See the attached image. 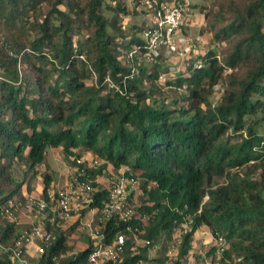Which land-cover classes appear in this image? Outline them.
<instances>
[{
	"label": "trees",
	"instance_id": "1",
	"mask_svg": "<svg viewBox=\"0 0 264 264\" xmlns=\"http://www.w3.org/2000/svg\"><path fill=\"white\" fill-rule=\"evenodd\" d=\"M47 1L0 0V22L9 32L0 45L2 203L25 200L22 182L12 169L15 159L31 169L44 162L51 147L69 154L83 148L118 170L130 168L147 196L137 212L148 214L149 220H110L104 227L109 242L118 233L127 235L119 264L148 260V247L170 238L189 220L193 227L175 264L190 252L202 225L226 240L224 255L230 263L264 264V136L259 133L264 118V0H245L228 25L209 27L217 39L238 40L224 64L211 51L200 58L202 67L192 63L186 73L176 75V83L186 86L187 104L174 107L148 101L149 85L160 77L166 54H149L143 37L127 36L122 21L130 13L127 0H115L114 5L105 0H54L45 18L36 17ZM85 15L91 25L83 24ZM86 27L92 30L85 44L75 46L73 34ZM15 28L29 30L28 42L19 39ZM134 47L138 53L130 63L126 55ZM138 56L151 57L153 68ZM241 65H246L245 73L231 72L221 102L208 105L207 87L222 83L226 68ZM93 76L96 82H87ZM257 160L263 163L261 179L238 170ZM223 175L225 182L210 185ZM44 181L47 194L51 179L46 175ZM108 194L107 189L97 191L94 205L108 201ZM0 220H5L0 225L5 243L21 234L14 220ZM55 232L56 241L38 264H88L91 246L72 256L67 234L58 227ZM135 235L151 243L139 249ZM150 260L162 264L166 257ZM0 264L17 262L1 250Z\"/></svg>",
	"mask_w": 264,
	"mask_h": 264
},
{
	"label": "rangeland",
	"instance_id": "2",
	"mask_svg": "<svg viewBox=\"0 0 264 264\" xmlns=\"http://www.w3.org/2000/svg\"><path fill=\"white\" fill-rule=\"evenodd\" d=\"M53 1L54 0L43 2L37 9L36 17L45 18L52 8ZM105 1L109 4H115V0ZM81 2L86 3L87 0H81ZM243 2H245V0H193L188 10L189 20L181 27V30L178 31L177 43L180 53L166 55L165 61L161 65L162 68L159 71V73L163 75V79L159 77L150 83L149 87L152 89V98H149L148 101H157L159 104L166 103L173 107L187 104L183 98L186 94V86H180L176 83L177 76L188 71V61L194 63L200 58L204 59V55L211 51L216 52L219 62L225 63L227 56L234 47V43L238 39L236 37L217 39L215 38V31L209 30V27L214 26L215 30H220L228 25L232 22L237 7ZM127 4L130 8V13L122 17L126 34L128 37H131L133 34L143 37L144 30L153 24L155 13L150 10L146 1L136 3L133 0H127ZM106 11L108 16L111 17L113 15V12L110 10ZM83 24L85 26L91 25L87 15L84 17ZM90 30H92V27H86L83 28L81 32L77 31L73 34L75 46H79L80 41H82V44H85ZM13 31L18 33L19 39L22 40L23 43L28 42L30 36L28 37L29 30L27 28L22 31V33L18 28L13 29ZM8 35V30L4 27L3 22H0V45ZM127 49L128 48H125L123 51L127 52ZM138 57V60L148 66V68H153L155 63L151 57ZM130 63H132V60ZM21 67L24 71L26 70L25 72L30 71L26 69L28 66L25 67V64H21ZM246 70V65L238 66L235 69L226 68L223 82L213 87H207L204 93L206 103L211 106L218 105L221 102L223 92L228 83L227 76L231 72L243 75ZM1 76L2 78L0 80L4 78L3 67H1ZM87 82L95 83L96 76L89 78ZM248 120H250V117H248ZM259 133L264 136V118L261 127H259ZM73 153L74 154H69L65 152L63 148L51 147L47 150L44 162L36 164L31 169L24 161H17V159H15L13 162L12 169L17 178L22 182L21 191L25 194V200L22 202H19V200L15 198L20 204V208L15 212V218H13L14 222H16V226L20 227L22 231L31 227L36 219L34 213L28 211L25 207L27 198H44L47 196L44 192V178L46 175L51 179L49 191H56L59 187L66 186L71 182L74 175V168H79L81 172L83 171L81 177L91 184L93 188L91 192L96 193L99 190H108L112 187L115 177L119 172L117 168L110 163L106 164L100 157L96 156L91 151L83 150V148L73 149ZM80 153L81 156L79 158L84 160V164L81 167L76 163L77 156ZM96 160L99 163L95 165ZM5 162H7V160H5ZM262 166V160H257L238 168V170H241L244 174L249 173L255 179H261ZM226 180V175L215 177L212 179L210 185L216 187L217 184L223 183ZM129 193L131 203L135 210L138 211V207L144 204L147 198L140 178L135 187H130ZM3 199V196L0 197V203H2ZM207 199L208 196L205 197V200ZM87 212L88 210H85L84 214H87ZM49 213H51V210H49ZM13 220L11 219V221ZM83 221H74L70 223L62 222L58 226V228L64 231L68 236L72 256L92 245ZM145 221H147V219H145ZM4 223L5 220H0V225ZM192 227L191 220L182 223L175 229L170 238L164 237L161 243L159 242L148 247L146 254L148 260L142 259L141 261L146 264H161L152 263L150 258L153 259L165 256L166 262L162 264H175V262L179 260V253L182 248L185 234L190 231ZM219 238L220 237L214 235L206 225L200 226L194 234L190 252L182 257L181 264H235V261L230 263L229 259L225 257L224 251L219 249ZM133 239L137 242L136 246H138L139 249L145 246L143 241L135 239L134 236ZM226 248L227 244L225 246V249ZM32 254L30 258L31 261L34 264H38V254H36L34 250H32ZM69 254L70 252L65 256V259L71 256V254Z\"/></svg>",
	"mask_w": 264,
	"mask_h": 264
},
{
	"label": "built area",
	"instance_id": "3",
	"mask_svg": "<svg viewBox=\"0 0 264 264\" xmlns=\"http://www.w3.org/2000/svg\"><path fill=\"white\" fill-rule=\"evenodd\" d=\"M193 0H146L150 10L155 13L153 24L143 32L145 47L149 54L158 55L162 50L168 56L180 53L177 37L181 27L189 20V6ZM208 52V50H207ZM13 54V52H10ZM138 53L134 47L127 54L128 60H133ZM192 64L187 62V66ZM195 67H202L203 61L198 59L194 62ZM1 67H0V79ZM163 79V75H160ZM109 80V78H108ZM79 167L84 164L82 158H77ZM99 162L96 160L95 165ZM72 181L66 186L59 187L56 191H48L44 198H27L25 207L34 213L35 222L18 237L9 243L2 240L0 234V250L9 252L17 264H34L31 261L32 250L40 257L48 246L57 239L56 228L62 222L83 221L91 239L90 252L87 257L88 264H119L125 253L127 235L118 233L114 240L108 241V235L104 227L110 220L128 222L134 218L149 220L148 214H139L131 203L129 189L135 187L139 179L135 177L128 167H121L109 190L108 201L104 204L94 205L95 193L91 184L82 179L83 171L74 168ZM103 190V189H102ZM52 204V206H51ZM20 208L17 200L11 198L0 204V218H15V212ZM51 210V213H49ZM88 210L87 214L84 211ZM50 225V227H48ZM219 249L225 250L226 240L219 236ZM135 238L137 236L135 235ZM150 244L149 240H143ZM139 264H146L140 261Z\"/></svg>",
	"mask_w": 264,
	"mask_h": 264
},
{
	"label": "crops",
	"instance_id": "4",
	"mask_svg": "<svg viewBox=\"0 0 264 264\" xmlns=\"http://www.w3.org/2000/svg\"><path fill=\"white\" fill-rule=\"evenodd\" d=\"M144 263V262H143Z\"/></svg>",
	"mask_w": 264,
	"mask_h": 264
}]
</instances>
